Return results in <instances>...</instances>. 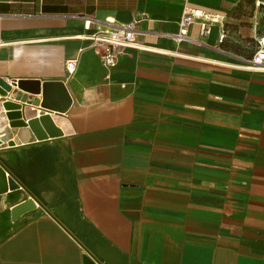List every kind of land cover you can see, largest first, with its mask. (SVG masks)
Instances as JSON below:
<instances>
[{"label":"crops","instance_id":"1","mask_svg":"<svg viewBox=\"0 0 264 264\" xmlns=\"http://www.w3.org/2000/svg\"><path fill=\"white\" fill-rule=\"evenodd\" d=\"M255 6L0 0V166L18 186L0 194V264H264V68L243 61L263 38ZM192 9L218 21L178 42ZM133 20L136 46L107 67L89 37ZM46 83L67 88L66 112L42 107ZM18 104L61 135L9 145Z\"/></svg>","mask_w":264,"mask_h":264},{"label":"built area","instance_id":"2","mask_svg":"<svg viewBox=\"0 0 264 264\" xmlns=\"http://www.w3.org/2000/svg\"><path fill=\"white\" fill-rule=\"evenodd\" d=\"M258 6L263 7L264 16V0H255ZM218 21L214 16L200 10H189L185 12L179 22V31L174 35L178 42H194L199 41L191 38L189 30L191 26L200 25V35L206 37L211 33L213 23ZM139 20L117 26V27H101L95 34L89 37L92 47L96 49L104 64L113 68L117 65L118 56L123 48H131L136 46V39L139 33L137 24ZM227 34L223 31L220 35V43H223ZM246 65L251 67L264 68V37L259 41L258 49L251 59H243ZM66 68L70 74H73L77 68V61L70 60L66 63Z\"/></svg>","mask_w":264,"mask_h":264},{"label":"water","instance_id":"3","mask_svg":"<svg viewBox=\"0 0 264 264\" xmlns=\"http://www.w3.org/2000/svg\"><path fill=\"white\" fill-rule=\"evenodd\" d=\"M23 86L24 83L20 82L19 87L23 88ZM11 90V85L0 79V96H6ZM43 93V108L63 113L66 112L72 104L71 96L63 83H46L43 85ZM12 98L17 101H22L23 103L26 102V100L21 99V97L17 95L12 96ZM28 103L31 104V102ZM7 111L6 117L9 121L10 127L19 129L16 138L9 144L11 146L61 135L60 130L54 127L49 115H44L40 118L24 120L23 106L19 104L14 109H9ZM2 143L3 142L0 139V145ZM17 188L18 186L15 184V182L11 178L7 177L6 171L0 166V194H5L9 190L12 191ZM30 204H32V202L26 201L23 204L17 206L14 208L13 215L17 216L23 213L28 207L31 206ZM84 264L95 263L90 258L85 257Z\"/></svg>","mask_w":264,"mask_h":264},{"label":"rangeland","instance_id":"4","mask_svg":"<svg viewBox=\"0 0 264 264\" xmlns=\"http://www.w3.org/2000/svg\"><path fill=\"white\" fill-rule=\"evenodd\" d=\"M247 2L250 4V5H253L254 4V6L256 5V3H255V1L253 2V0H247ZM255 7H257V6H255ZM259 10L257 11V14L259 13V18L261 19H259L260 21H259V27H261V26H263V28H264V17H260V16H262L263 15V7L262 6H260V7H257ZM252 7H250V9L248 10V11H246V12H243L246 16H248V15H250L251 16V14H253V12H252ZM257 20V19H256ZM262 36V35H261Z\"/></svg>","mask_w":264,"mask_h":264},{"label":"trees","instance_id":"5","mask_svg":"<svg viewBox=\"0 0 264 264\" xmlns=\"http://www.w3.org/2000/svg\"><path fill=\"white\" fill-rule=\"evenodd\" d=\"M255 0H253V2H254ZM258 34L259 35H263V37H264V28H263V26H261V27H259L258 28Z\"/></svg>","mask_w":264,"mask_h":264}]
</instances>
